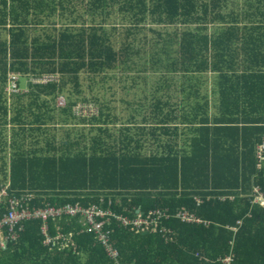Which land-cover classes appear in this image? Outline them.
Returning <instances> with one entry per match:
<instances>
[{"label":"trees","instance_id":"obj_1","mask_svg":"<svg viewBox=\"0 0 264 264\" xmlns=\"http://www.w3.org/2000/svg\"><path fill=\"white\" fill-rule=\"evenodd\" d=\"M246 1L0 0V191L148 221L107 216L113 258L81 215L47 222L69 247L25 220L0 264H264V0ZM138 81L151 101L127 99Z\"/></svg>","mask_w":264,"mask_h":264},{"label":"built area","instance_id":"obj_2","mask_svg":"<svg viewBox=\"0 0 264 264\" xmlns=\"http://www.w3.org/2000/svg\"><path fill=\"white\" fill-rule=\"evenodd\" d=\"M48 78V79H46ZM52 77L45 76L38 81L42 83H47L50 81ZM19 76L15 74H10L9 76V84L7 86L8 92H19L18 87ZM65 102V101H64ZM66 103V102H65ZM59 104V101H58ZM64 105V104H63ZM60 104V106H63ZM77 116H90L92 114H96L97 110L92 104H80L77 109ZM259 156L264 153V139L262 143L259 145ZM259 192V188L256 189ZM33 200V196L31 194H25L20 197H9L7 187L0 191V209H2L3 205L8 203L9 211L3 217H0V245L4 248L6 247L9 240H15L19 237V232L22 230L21 223L25 220L32 219H40L44 222L42 227V232L45 236V245H50L58 240H63L62 247H69L71 243V239L69 237H64V235H58L54 240L49 236L48 233V224L49 219H56L63 217L65 215H81L84 220L86 219L89 224L90 231H94L97 234L98 239L103 242L106 246V250L108 254L116 258L118 252L113 249V247L108 243V235L104 230V225L110 219L107 216H114L116 219L121 221L124 225L134 224L136 227H142L144 224H148L147 218H143L139 216L136 219H130L129 217L113 214L110 210H105L99 206L93 205L90 207H83L80 203L76 204H67L64 207H53L46 206L42 208H31L30 202ZM258 200L261 204L264 205V197L259 193ZM186 217L194 222H201V220L193 215H187ZM189 216V217H188ZM149 217V216H148ZM101 218L102 220H99ZM157 218H153L152 221L154 224L157 223ZM20 224V228L18 230V225ZM147 229V228H145ZM143 229V230H145ZM89 231V230H88ZM231 258L227 257L225 262H230Z\"/></svg>","mask_w":264,"mask_h":264},{"label":"rangeland","instance_id":"obj_3","mask_svg":"<svg viewBox=\"0 0 264 264\" xmlns=\"http://www.w3.org/2000/svg\"><path fill=\"white\" fill-rule=\"evenodd\" d=\"M209 76H211V75H209ZM46 79H48V78H46ZM176 80H179V78H176ZM32 82H35V83H42L41 81H38V80H35V79H33V80H31ZM26 79L25 80H22V83L23 84H26ZM140 84H141V86L138 88V89H140V90H137L136 89V92H137V95H135V94H133V96H131L130 98H127V99H129V100H131V101H133V100H138V98H140V99H142V98H144L145 96H147L148 97V101H151L150 100V96H151V93H150V90H151V86L152 85H155L156 83H159V79H158V76H153V77H151V78H149V83H150V85L151 86H144L143 84V81H138ZM180 83V82H179ZM181 84V83H180ZM86 85H87V83H86ZM149 85V84H148ZM113 86V85H112ZM156 87V86H155ZM23 89H24V92H27V89H26V87H22ZM108 91L106 92V93H109L108 95H105L104 94V96H105V98H104V100L105 101H110V100H114V99H112V97H111V92H115L116 91V99L115 100H120L121 99V97L123 96L122 95V93L119 91L120 90V86H117L116 87V90L114 89V91H110L109 89H111L110 87L108 88H106ZM147 91H149V93H147ZM153 91V90H152ZM180 85H178V86H176V85H173L172 86V88H171V91L170 92H172L171 93V96H172V102L173 103H175L176 102V99L178 98V97H180ZM103 93H105V92H103ZM102 94V93H101ZM162 94H166V92H164V91H162V92H160V94L159 95H162ZM87 95L89 96V97H92V94H90V92L89 91H87ZM179 99V98H178ZM65 100L61 97L60 99H59V105L61 104V105H63V104H65V102H64ZM137 102V101H136ZM78 106H80V104H78L77 106H75L74 107V109H73V112H74V114L75 115H77V113H78V111H77V109H78ZM112 107L113 108H115V112H118L119 110H122V106L119 104V103H117L116 101L112 104ZM119 108V109H118ZM123 116H124V121H126V119H128V116H129V114H126V113H124L123 114ZM138 120H141V118L140 117H138L137 118ZM89 126V125H88ZM120 127V126H119ZM80 128H83V127H80ZM85 129H89L88 127H85ZM62 135V134H61Z\"/></svg>","mask_w":264,"mask_h":264},{"label":"crops","instance_id":"obj_4","mask_svg":"<svg viewBox=\"0 0 264 264\" xmlns=\"http://www.w3.org/2000/svg\"><path fill=\"white\" fill-rule=\"evenodd\" d=\"M237 1H238V3H239L240 6H243V5H246V4H247V1H246V0H237ZM261 2H263V1H261ZM259 3H260V2L258 1L257 4H259ZM263 25H264V23H262V26H263ZM180 96H181V95H180ZM178 98H179V99H178ZM178 98L176 99V102H177V101H180V99H181V97H178ZM176 102H175V103H176ZM146 137L149 138V141H150L149 144H151V140H156L152 135H151V136L147 135ZM4 248H6V247H4Z\"/></svg>","mask_w":264,"mask_h":264}]
</instances>
